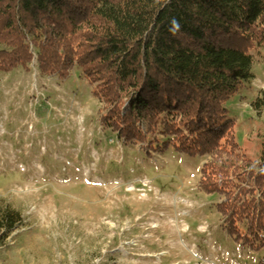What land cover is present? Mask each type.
<instances>
[{
	"label": "trees",
	"instance_id": "16d2710c",
	"mask_svg": "<svg viewBox=\"0 0 264 264\" xmlns=\"http://www.w3.org/2000/svg\"><path fill=\"white\" fill-rule=\"evenodd\" d=\"M30 46L40 80L81 71L125 144L157 134L162 154L210 157L199 191L221 198L230 239L264 245V151L253 170L227 109L264 52V0H0V73L31 74ZM251 109L264 110V92ZM21 226L0 209V248Z\"/></svg>",
	"mask_w": 264,
	"mask_h": 264
},
{
	"label": "rangeland",
	"instance_id": "374dc122",
	"mask_svg": "<svg viewBox=\"0 0 264 264\" xmlns=\"http://www.w3.org/2000/svg\"><path fill=\"white\" fill-rule=\"evenodd\" d=\"M252 56L254 79L227 109L254 170L264 110L251 105L264 92V52ZM36 73H0V209L22 218L0 264H264V245L230 239L216 212L221 198L199 191L210 157L162 154L157 134L125 144L102 125L95 86L78 68L64 82ZM166 200L177 204L173 216Z\"/></svg>",
	"mask_w": 264,
	"mask_h": 264
},
{
	"label": "bare ground",
	"instance_id": "6f19581e",
	"mask_svg": "<svg viewBox=\"0 0 264 264\" xmlns=\"http://www.w3.org/2000/svg\"><path fill=\"white\" fill-rule=\"evenodd\" d=\"M148 181H145V185H148ZM140 202H143V201H140ZM183 205H186V201L183 202ZM164 207H165V210L169 213V216H173L174 214H176V211H177V204H171V202L169 200H166L164 201ZM188 216V214H183L182 216H180L181 218L183 217H186ZM189 217V216H188ZM171 218V217H170ZM152 230H157V227L156 226H152L151 227Z\"/></svg>",
	"mask_w": 264,
	"mask_h": 264
},
{
	"label": "built area",
	"instance_id": "2783aa9c",
	"mask_svg": "<svg viewBox=\"0 0 264 264\" xmlns=\"http://www.w3.org/2000/svg\"><path fill=\"white\" fill-rule=\"evenodd\" d=\"M31 71H32V73H33V71H34V73H36V66L35 65H33L32 67H31ZM37 74V73H36ZM35 77V76H34ZM36 83H37V81H35Z\"/></svg>",
	"mask_w": 264,
	"mask_h": 264
},
{
	"label": "crops",
	"instance_id": "0c3cea01",
	"mask_svg": "<svg viewBox=\"0 0 264 264\" xmlns=\"http://www.w3.org/2000/svg\"><path fill=\"white\" fill-rule=\"evenodd\" d=\"M253 103V102H252ZM240 114V117H241V119L242 118H244V116L246 115V113L243 111V112H241V113H239ZM238 121V120H237ZM238 123V122H237Z\"/></svg>",
	"mask_w": 264,
	"mask_h": 264
}]
</instances>
